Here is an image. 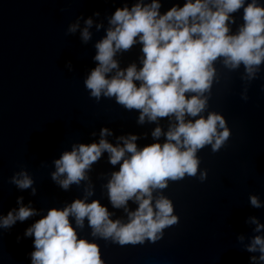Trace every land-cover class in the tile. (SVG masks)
I'll use <instances>...</instances> for the list:
<instances>
[{
  "label": "water",
  "instance_id": "obj_1",
  "mask_svg": "<svg viewBox=\"0 0 264 264\" xmlns=\"http://www.w3.org/2000/svg\"><path fill=\"white\" fill-rule=\"evenodd\" d=\"M138 2L0 0V217L21 206L19 197L24 206L39 212L11 228H0V264H32L34 237L25 232L52 208L63 209L76 199L99 201L108 208L110 219L124 224L129 222L128 213L137 210L133 200L127 210L112 206L107 185L120 165H112L107 152L86 172L85 180L67 191L52 173L64 152L74 145L98 143L104 128L113 133L106 137L113 145L122 144L118 138L129 135L139 137V148L166 142L164 136L157 140L152 133L157 127L166 133L174 117L140 123L138 110L126 109L114 97L97 101L84 83L97 66L95 45L106 35L109 18L118 8ZM160 2L164 14L186 0ZM243 14V8L232 14V33L244 23ZM89 18L94 21L89 29L92 38L84 42L81 32ZM77 22L80 28L70 33V25ZM97 25L102 27L98 30ZM141 48L137 44L117 53L121 70L133 63L142 66ZM244 75L243 66L230 70L216 63L208 108L202 115L221 114L230 136L217 152L211 145L198 151L196 177L169 180L167 188L153 190V204L161 196L168 198L177 217L161 238L120 245L93 236L87 219L78 228L80 238L99 245L104 264H253L252 257L258 259L260 253L247 251V246L255 236L264 235L255 231L257 224L252 222L255 218L264 224V206L250 203V197L257 196L264 205V68L250 82L242 79ZM246 86L247 101L241 98ZM22 171L33 178L35 194L32 188L21 190L11 182ZM201 171H207L203 182Z\"/></svg>",
  "mask_w": 264,
  "mask_h": 264
},
{
  "label": "clouds",
  "instance_id": "obj_2",
  "mask_svg": "<svg viewBox=\"0 0 264 264\" xmlns=\"http://www.w3.org/2000/svg\"><path fill=\"white\" fill-rule=\"evenodd\" d=\"M161 8L160 0L148 4L139 0L131 7L118 8L109 18L106 35L95 45L97 66L84 83L97 101L102 96L114 97L126 109L138 110L140 123L174 117L166 133L161 127L152 133L157 140L164 136L166 142L139 148V137L129 135L118 138L122 144L113 145L106 139L113 133L104 128L98 143L74 145L72 151L64 152L52 173V179L67 191L85 180L86 172L107 152L109 162L120 165L107 185L112 206L127 210L128 201L133 200L139 205L137 210L128 213L126 224L110 219L108 208L99 201L76 199L63 209L48 210L25 232L34 237L32 264H104L99 245L78 234L85 219L93 236L111 238L120 245L155 242L177 217L168 198L161 196L153 204V190L167 188L169 180L196 177L198 151L211 145L217 152L229 139L230 130L221 114H202L208 108L218 61L230 70L243 66L245 81L259 78L264 68V4L260 0H186L182 7L174 5L164 14ZM242 8L244 23L232 33V14ZM84 23L81 38L88 42L94 21L89 18ZM101 27L97 25L98 30ZM79 28L77 22L68 31L75 33ZM137 44L142 45V66L133 63L121 70L117 53ZM247 92L246 86L241 97L245 101L249 99ZM199 179L206 180L207 171H201ZM11 182L21 190L32 188L33 194L36 192L26 171L17 173ZM17 203L21 205L18 209L0 217V228H11L17 221L39 215L30 205H23V197ZM250 203L256 208L264 206L257 196H251ZM252 222L257 224L256 232L264 231V224L255 218ZM247 251L260 253L258 259L252 257L253 264L264 262V235L255 236Z\"/></svg>",
  "mask_w": 264,
  "mask_h": 264
}]
</instances>
